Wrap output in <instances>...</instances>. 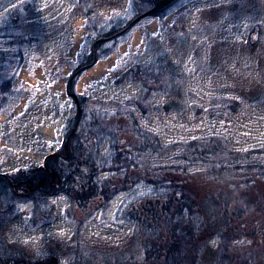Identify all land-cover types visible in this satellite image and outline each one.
Returning a JSON list of instances; mask_svg holds the SVG:
<instances>
[{"label": "rangeland", "instance_id": "374dc122", "mask_svg": "<svg viewBox=\"0 0 264 264\" xmlns=\"http://www.w3.org/2000/svg\"><path fill=\"white\" fill-rule=\"evenodd\" d=\"M26 1L31 6L22 12L24 32L35 40L21 46L23 62L3 74L11 88L0 94V173L41 167L61 146L67 122L77 114L66 91L68 77L82 65L88 66L73 88L84 99L76 130L86 136L94 120L109 135L91 156L100 170L82 166L79 172L92 175L97 186L112 179V192L124 185V174L110 170L113 149L127 152L133 166L125 190L106 203L91 196L81 211L64 192L38 197L36 206L22 196L0 235L2 258L11 255L13 263L21 254L30 264L50 257L57 264L142 262L148 234L156 229L160 240L168 236L145 213L157 205L166 177L183 179L197 204L218 189L203 174L215 161L264 165V0H178L129 27L149 9L147 1ZM100 37L111 39L99 42L94 64L85 63ZM151 63H157L153 69ZM164 65L174 67L176 79L147 97V86L156 87L153 75ZM132 119L167 150L139 148ZM189 141L193 147L186 146ZM163 166L170 169L158 178L144 172ZM246 180L249 188H241L247 194L231 203L225 233L200 238L195 264H264V179L255 172L227 178ZM83 183H77L81 191L88 188ZM5 204L2 199L1 209ZM133 215L141 217V226L128 219Z\"/></svg>", "mask_w": 264, "mask_h": 264}, {"label": "trees", "instance_id": "16d2710c", "mask_svg": "<svg viewBox=\"0 0 264 264\" xmlns=\"http://www.w3.org/2000/svg\"><path fill=\"white\" fill-rule=\"evenodd\" d=\"M29 6H31V4L26 0H7L0 8L1 96L6 95L11 88V81L3 78L5 70L14 64L22 63L23 54L22 49H20L21 46L32 44L35 40L31 35L24 32V24L22 23V12L29 9ZM162 12L163 11L156 12L152 15L158 16ZM100 43L98 42V44ZM97 45L95 46L97 47ZM94 56L96 60V54ZM89 58H91V60H89ZM93 60L94 57L92 52L85 63L91 61V64ZM156 64L157 63H151V69H153ZM86 66L88 65H84V67L83 65L79 66L73 70L68 77L66 91L76 104L77 114L72 120H68L67 124L69 126L66 128L64 139L57 151L46 155L41 167L27 171H17L15 174L11 175L0 173V206L2 199L6 202L3 209L0 207V235L9 216L13 213L14 206L20 202V199L23 198L22 196H25L27 192H30V194H28L29 199L34 202L35 206L37 205L35 197L41 199L63 192L68 195L70 194V199L73 202V209L81 211L91 196H100L102 202L106 203L113 193L127 188L128 183L125 179L133 163H131L129 154L119 151L118 148H116V151L113 149L114 156L110 159L113 165L110 170L115 172L114 174L117 173V175L120 176L121 173L124 174V185L121 188L114 189L111 192L110 188H112V181L110 180L112 179L97 186L92 175L88 176L79 172V168L82 166L86 167L89 172L95 171L97 173L100 170L94 161L91 160V156L94 157V155L97 154L99 141L104 137L103 135H107L103 127L100 125L98 127L94 120L90 128L87 129L86 136L81 137V133L76 130L83 119V109L81 108L84 99L79 97L73 88L78 75ZM129 72H131V70ZM153 76H155L156 87L149 88L147 86V97L152 90L164 92L165 84L172 83L176 79L175 69L169 65L161 66L156 70V74ZM131 125L133 128L132 131L137 135L139 148L143 151L152 154L165 152L167 150L165 144H160L153 134L140 129L137 122L133 119ZM96 129H98L97 133L94 132ZM80 140H83V142H80ZM110 140L112 141V139ZM194 144V141L186 142V146L189 147H193ZM199 146H202V143L199 144ZM112 148H114L113 145ZM217 148L218 147L214 148V153L218 152ZM205 152L206 151H203V153ZM167 169L170 168L165 166L162 168L154 167L145 169L144 172L148 173L151 178H158V175L165 174ZM174 170L178 171L179 168H174ZM142 171V169H138V173ZM241 172H245V174L255 172L256 176L264 179V165L262 163H239L236 160L234 161L231 160V158H227V160H217L214 162V165H209L208 168L203 171L204 178L212 180L214 185L219 184L221 187L218 185V189L206 194L197 204L194 201L193 194L189 192V188L186 187L187 185L183 179L166 177L164 180L166 183L164 182L165 184L163 185L164 191L160 198L156 200L157 205L155 207L150 205V207L145 209V213L146 218L150 217L149 221L152 222L154 229L161 226L163 227V232H167L168 236L160 240L159 232L155 231L156 229H152V233L148 234L150 236V242L147 241L145 244L147 251H145L146 255L144 260L142 262L132 261L123 264H195L201 252L200 249H198V244L202 241L200 238H204V234L205 236L208 234L209 236L214 234L221 236L224 234L227 226L230 224L227 215L231 203L236 197L241 198L247 194V191L242 190V188L246 190L249 188L247 184L249 182L247 180L244 181L243 184L240 182L235 183L234 181H227L228 177H237ZM81 181L88 184L87 190L81 191L78 189L77 183L79 184ZM130 184H134V182ZM253 186L255 187V185ZM253 200L256 201L257 199L253 198ZM128 219L134 221L138 226L143 224L140 221V216L133 215L132 217H128ZM146 231L150 232L148 230ZM159 240L163 242L161 246L155 243V241L158 242ZM1 245H3L2 238H0V247ZM188 247H190L189 250H191L189 257L185 255ZM161 250L162 252H160ZM10 256L2 258L3 256L0 254V264H16V262L18 264H30L33 262L24 258L21 254H16V257L12 258L14 261L12 263V260L9 259Z\"/></svg>", "mask_w": 264, "mask_h": 264}, {"label": "water", "instance_id": "95a60500", "mask_svg": "<svg viewBox=\"0 0 264 264\" xmlns=\"http://www.w3.org/2000/svg\"><path fill=\"white\" fill-rule=\"evenodd\" d=\"M148 1L151 3L149 9L144 11L142 14L136 16L134 18V20H132L127 27L133 25L135 22L139 21L143 17H146V16L151 15V14L156 13V12L164 11L165 9L170 7L171 4L174 3V1H176V0H148ZM124 30H122V31H124ZM109 39H111V37H107V38L106 37H100V38H97L93 42V45H95L98 42L107 41ZM92 51H93V57H94L93 61H95V56H94L95 55V50H94V48L92 49ZM94 63L95 62H93V64Z\"/></svg>", "mask_w": 264, "mask_h": 264}, {"label": "flooded vegetation", "instance_id": "af4514ba", "mask_svg": "<svg viewBox=\"0 0 264 264\" xmlns=\"http://www.w3.org/2000/svg\"><path fill=\"white\" fill-rule=\"evenodd\" d=\"M145 1H147L148 2V5H151V3L148 1V0H145ZM178 0H176V1H174L175 3L177 2ZM174 3H172L171 5H173ZM150 7V6H149ZM94 42V41H93ZM98 43H96L95 45H97ZM95 45H93V43H92V49L94 48V50H96V46ZM94 46V47H93ZM28 194H30V192H27V193H25V195H28ZM36 199H37V197H35ZM57 264V262H56V259L54 258V257H50L49 259H48V261H39L37 264Z\"/></svg>", "mask_w": 264, "mask_h": 264}, {"label": "snow or ice", "instance_id": "6c2138e0", "mask_svg": "<svg viewBox=\"0 0 264 264\" xmlns=\"http://www.w3.org/2000/svg\"><path fill=\"white\" fill-rule=\"evenodd\" d=\"M26 243H27V241H26Z\"/></svg>", "mask_w": 264, "mask_h": 264}]
</instances>
